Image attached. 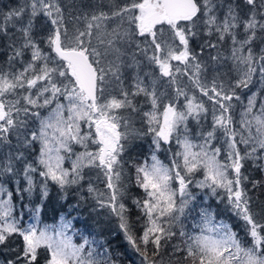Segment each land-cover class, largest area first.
Masks as SVG:
<instances>
[{
	"label": "snow or ice",
	"instance_id": "6c2138e0",
	"mask_svg": "<svg viewBox=\"0 0 264 264\" xmlns=\"http://www.w3.org/2000/svg\"><path fill=\"white\" fill-rule=\"evenodd\" d=\"M262 197L264 0L0 4V264H264Z\"/></svg>",
	"mask_w": 264,
	"mask_h": 264
},
{
	"label": "trees",
	"instance_id": "16d2710c",
	"mask_svg": "<svg viewBox=\"0 0 264 264\" xmlns=\"http://www.w3.org/2000/svg\"><path fill=\"white\" fill-rule=\"evenodd\" d=\"M14 3V0H0V4H8V5H11ZM161 159H164V156L163 154L161 155ZM167 162V161H165ZM54 194V193H53ZM262 199H264V197H262ZM210 203H213V206H215L214 202L213 201H209ZM53 205H54V201H53ZM53 205H49L48 207V218H50L52 216V208H53ZM84 217L88 219V223L89 225L91 226L92 225V219L90 217H88V213L85 211L83 213ZM227 222L229 223H232L231 220H228L227 217H224ZM110 239H112V244H113V247L119 251V252H122V253H125V257H124V264H127V256L130 254V250L129 252H125V248L127 247L125 242L123 241L122 237H116V238H112V237H109ZM165 259H167V256L165 257Z\"/></svg>",
	"mask_w": 264,
	"mask_h": 264
}]
</instances>
